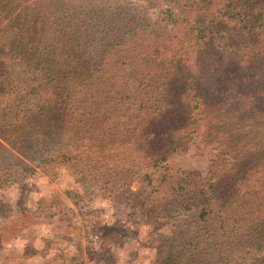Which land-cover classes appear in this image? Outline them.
<instances>
[{"label":"trees","instance_id":"obj_1","mask_svg":"<svg viewBox=\"0 0 264 264\" xmlns=\"http://www.w3.org/2000/svg\"><path fill=\"white\" fill-rule=\"evenodd\" d=\"M195 138L208 178L166 163ZM59 168L167 226L152 264H264V0H0V191Z\"/></svg>","mask_w":264,"mask_h":264},{"label":"rangeland","instance_id":"obj_2","mask_svg":"<svg viewBox=\"0 0 264 264\" xmlns=\"http://www.w3.org/2000/svg\"><path fill=\"white\" fill-rule=\"evenodd\" d=\"M195 26L203 28L204 24L195 22ZM217 38L222 51L230 54L225 37ZM189 145V151L173 153L165 162L208 178L215 151L199 138ZM165 162L151 171L155 184ZM129 189L143 196L149 192L140 178ZM0 203L15 214L27 211L34 217L27 232L3 245L0 264H152L159 233L168 232L159 219L145 220L117 210L92 184L80 183L67 168L36 169L2 189ZM27 253H33L32 257Z\"/></svg>","mask_w":264,"mask_h":264}]
</instances>
